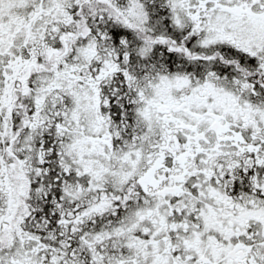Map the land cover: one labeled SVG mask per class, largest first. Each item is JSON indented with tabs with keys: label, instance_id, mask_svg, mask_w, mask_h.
Masks as SVG:
<instances>
[{
	"label": "snow or ice",
	"instance_id": "1",
	"mask_svg": "<svg viewBox=\"0 0 264 264\" xmlns=\"http://www.w3.org/2000/svg\"><path fill=\"white\" fill-rule=\"evenodd\" d=\"M0 264H264V0H0Z\"/></svg>",
	"mask_w": 264,
	"mask_h": 264
}]
</instances>
